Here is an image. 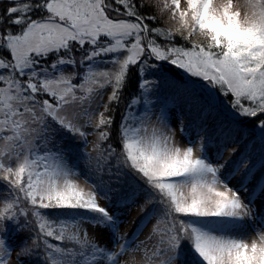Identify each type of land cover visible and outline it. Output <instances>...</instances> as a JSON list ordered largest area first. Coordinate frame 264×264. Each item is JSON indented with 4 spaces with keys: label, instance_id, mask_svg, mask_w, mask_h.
<instances>
[{
    "label": "snow or ice",
    "instance_id": "snow-or-ice-1",
    "mask_svg": "<svg viewBox=\"0 0 264 264\" xmlns=\"http://www.w3.org/2000/svg\"><path fill=\"white\" fill-rule=\"evenodd\" d=\"M0 264H264V0H0Z\"/></svg>",
    "mask_w": 264,
    "mask_h": 264
},
{
    "label": "rangeland",
    "instance_id": "rangeland-1",
    "mask_svg": "<svg viewBox=\"0 0 264 264\" xmlns=\"http://www.w3.org/2000/svg\"><path fill=\"white\" fill-rule=\"evenodd\" d=\"M110 91H111V89H108V90L104 93V100H105V101L107 100L108 95L110 94ZM152 125L158 127V125H156V121H155V119L152 120ZM172 127L176 129V137H175V138H176V142H177L178 146L186 147V146H187V141H186V140L181 136V134H180L178 121L173 120V122H172ZM89 139H90V141H94V140H95V137H90ZM88 147H89V150L91 151V150H92V144L90 143ZM80 183H81L82 186L84 185V177H83V176L80 177ZM132 215H136V213L133 212ZM150 228H151V224H149L148 227L145 228V229L143 230V232H141L140 237H139L140 240H143V239H144L145 234L148 232V230H149ZM127 230H128V231H131V226H128V229H127ZM13 260H15V256H13Z\"/></svg>",
    "mask_w": 264,
    "mask_h": 264
},
{
    "label": "trees",
    "instance_id": "trees-1",
    "mask_svg": "<svg viewBox=\"0 0 264 264\" xmlns=\"http://www.w3.org/2000/svg\"><path fill=\"white\" fill-rule=\"evenodd\" d=\"M136 87H135V79L133 78L132 81H130L128 87L125 89L124 93H123V99H122V103H121V107H120V111L123 110L124 105H126L128 103V98L129 95L132 91H135ZM143 105H140L137 109H133V111H136L138 113H142L143 112ZM117 119H119V112L117 114Z\"/></svg>",
    "mask_w": 264,
    "mask_h": 264
}]
</instances>
